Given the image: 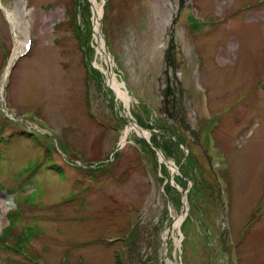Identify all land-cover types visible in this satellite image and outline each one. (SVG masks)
<instances>
[{
    "label": "rangeland",
    "instance_id": "obj_1",
    "mask_svg": "<svg viewBox=\"0 0 264 264\" xmlns=\"http://www.w3.org/2000/svg\"><path fill=\"white\" fill-rule=\"evenodd\" d=\"M92 3L0 0V264H264V0H97L129 107Z\"/></svg>",
    "mask_w": 264,
    "mask_h": 264
},
{
    "label": "bare ground",
    "instance_id": "obj_2",
    "mask_svg": "<svg viewBox=\"0 0 264 264\" xmlns=\"http://www.w3.org/2000/svg\"><path fill=\"white\" fill-rule=\"evenodd\" d=\"M91 1L93 2L92 4H93V8H94L93 9V16H95L94 17V34H95L94 36H95L96 42L98 44V47H97L98 54L101 55L103 58V64H98V68L106 77L108 86L110 88H112V90L115 92L117 98L122 100L125 103L126 107H129L131 99L128 96L126 90L124 89V83L120 82L115 75L116 74V72H115L116 64H115L113 55L111 53H109L106 49L105 39H104V36L102 34L101 24H100V19L102 17V9H101V7L96 6L97 0H91ZM4 10H5V13L7 15V18H9V20H11V23L13 21L12 24L17 26L18 20L15 21V19L12 17V14L9 12L8 9H4ZM172 15H173L172 9H170V14L168 15V20H170ZM25 27H28V26L25 24L23 26V29ZM16 29H14V30H16ZM21 53H22V50H17L15 48L14 53L12 54V57L10 59V63H9L10 67L13 66V64L18 61ZM9 71L10 70L7 69L6 75H5L6 77L8 76ZM126 115H127V117L130 118V114L127 113ZM132 129H136L141 135L149 137L148 131L142 130L138 125H136L134 123V121H130L129 127L125 130V133L122 136L121 145L127 141L128 134ZM180 222H181V220L177 219L176 222H174L173 226L167 231V233L165 234V237H164L165 244H168L169 233H171L175 228H177L179 226ZM166 253H167V250H165V254Z\"/></svg>",
    "mask_w": 264,
    "mask_h": 264
},
{
    "label": "trees",
    "instance_id": "obj_3",
    "mask_svg": "<svg viewBox=\"0 0 264 264\" xmlns=\"http://www.w3.org/2000/svg\"><path fill=\"white\" fill-rule=\"evenodd\" d=\"M76 24V23H75ZM77 25V24H76ZM161 131V133H155L156 134V136H158V135H164V137H167V148H169L170 146H172V145H176L177 146V143H176V141L172 138V133H171V131L170 130H167V129H162V130H160ZM152 142L154 143V145L155 146H157V147H159V148H161V145L158 143V140L157 139H152ZM177 142H181V143H183V141L182 140H178ZM185 144V143H184ZM152 149V148H151ZM152 151L154 152V150L152 149Z\"/></svg>",
    "mask_w": 264,
    "mask_h": 264
},
{
    "label": "water",
    "instance_id": "obj_4",
    "mask_svg": "<svg viewBox=\"0 0 264 264\" xmlns=\"http://www.w3.org/2000/svg\"><path fill=\"white\" fill-rule=\"evenodd\" d=\"M105 45H106V49H107V51L109 52L108 45H107V42H106V41H105ZM125 119H126L127 121H134V122L137 124L136 120L133 119L131 116H130V118L126 116ZM140 128H141V127H140ZM148 131L151 132L152 130L149 129ZM147 141H148L149 143H151V141H150L148 138H147ZM151 145H152L153 149L159 154V156H160V158H161L162 161H165L166 163L174 164L173 162L167 160L166 157L163 155V153H162L157 147H155L153 144H151ZM177 169L180 171V170H181V167H180V166H177ZM183 177L186 178V175L184 174ZM186 179H187V178H186ZM187 180H189V179H187ZM181 193H182L183 195H185V190H182ZM170 228H171V227H170ZM170 228H169V229H170ZM165 247H166V246H165ZM165 247H164V248H165Z\"/></svg>",
    "mask_w": 264,
    "mask_h": 264
}]
</instances>
